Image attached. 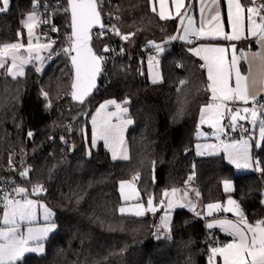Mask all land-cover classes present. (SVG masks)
<instances>
[{
  "label": "trees",
  "instance_id": "trees-1",
  "mask_svg": "<svg viewBox=\"0 0 264 264\" xmlns=\"http://www.w3.org/2000/svg\"><path fill=\"white\" fill-rule=\"evenodd\" d=\"M36 2L10 0L8 11L0 13V43L16 40L22 16L37 11ZM48 10L61 36L60 47L69 33V17L52 4ZM105 10L114 15L122 34L135 35L127 41L120 37L123 54L108 59L85 105L71 98L72 71L63 53L40 72L27 67L16 80L0 72V179L10 156L13 164L25 163L14 173L15 184L29 193L33 185H44L46 191L36 197L53 211L56 225L45 241V252L27 254L18 264H206L210 246L225 243L227 237L208 230L205 220L194 212L176 209L170 237L155 240L159 214L120 215L118 183L139 173L134 183L145 205L151 195L156 206L165 191L188 186L198 189L201 208L233 197L246 219L255 223L264 220V174L238 173L220 155L195 156L199 111L211 102V95L199 59L188 51L189 44L170 39L178 33L177 20H160L147 0H105ZM113 41L110 36L92 37L91 45L100 52ZM149 41L165 49L158 55L162 81L156 84L148 80L144 69L145 59L157 52ZM102 54L107 56V52ZM182 80L186 81L183 86ZM41 89L49 93L50 109L45 108ZM109 98L130 101L127 107L134 123L126 134L128 161L113 160L101 144L90 150L86 147L88 117ZM185 99L184 115L177 116ZM29 131L36 132L32 140L27 138ZM252 155L264 166V147H253ZM24 168L31 171L21 178ZM189 176L193 177L190 182ZM225 180L234 184L230 194L222 190Z\"/></svg>",
  "mask_w": 264,
  "mask_h": 264
},
{
  "label": "snow or ice",
  "instance_id": "snow-or-ice-1",
  "mask_svg": "<svg viewBox=\"0 0 264 264\" xmlns=\"http://www.w3.org/2000/svg\"><path fill=\"white\" fill-rule=\"evenodd\" d=\"M157 0H147L149 7L153 13H157L155 3ZM200 9L201 14L207 11L210 15L208 21L209 27L206 29L203 22L199 27L193 26V19L190 17L187 26L183 27V36L179 39L185 40L192 44L189 37H194L197 41L204 39H225L229 41H239L242 38H254L260 48V51L253 52L251 59L245 55L243 51L237 55L235 44L231 45L232 55L230 60L225 62V52L227 49L211 44H199L188 48V51L194 56L199 57L202 61L200 67L206 70L207 89L210 91V103L201 108V123L210 122L217 132H224L226 127L235 130L240 121L248 122L256 125L259 120V142L256 140L249 143L248 139L234 140L223 144V151L227 154L228 160L235 164L237 168H252L264 174V166L260 161L254 160L250 153L251 147H264V0L257 3V0H248L245 4L242 0H227L228 15L227 23L231 27V33H225L221 24V13L217 8L219 0H210V3L203 4ZM160 5L157 13L160 20H169L179 18L183 24L186 13H182L181 9L185 8V0H171L175 6V15L167 8L168 0H158ZM10 0H0V13H5L9 9ZM38 6V5H36ZM35 7V6H34ZM65 14H70L71 33L67 37L69 45L62 49L63 55L69 57L74 69V80L71 84V98L80 105L89 102L88 98L92 95V91L96 88L97 78L103 74L104 65L107 63V57L102 53L113 51L108 45H104L100 52L94 51L92 41V29L99 26V32L96 39H102L107 35L108 31L120 36L121 39L127 41L135 33L122 34L115 24H105L102 22V13L105 11V0H67V7L63 8ZM214 13V14H213ZM111 18V13H109ZM120 20L119 16L115 17ZM49 21L37 15L34 10L28 14L22 21L23 28L27 30V43H10L0 46V69L5 70V74L13 80L24 75L26 65L39 61L41 64L46 57L41 52L48 51L47 59H50L56 53L53 45L55 41H47L40 43V37L34 35V29L41 24H47ZM52 31H58L54 26ZM246 33V34H245ZM22 33H18V36ZM170 39H177L173 36ZM157 49V56L165 49L154 41H149ZM123 51V49L121 50ZM247 61L246 74L241 71L240 63ZM150 68L158 64L156 57L150 58ZM182 67V65H180ZM255 68V70H253ZM40 67L36 71H41ZM159 73L152 75V83L161 82ZM186 81H181V86ZM179 91V89H178ZM41 95L46 101L45 108L50 109L52 101L49 93L41 89ZM129 100L125 99L122 103L115 100L107 101L101 104L96 114L92 116V138L91 147L96 146L97 140H103L105 147L112 153V159L130 160L128 149L125 143L124 132L127 127L134 123L128 115L129 109L127 105ZM185 99L178 111L177 116H183L185 112ZM109 105H113L115 112H107ZM238 105H243L238 106ZM229 118V124H221L222 119ZM115 118L116 122H113ZM241 127H243L241 125ZM69 130L71 125L68 126ZM28 137L31 138L33 133L29 131ZM61 140L65 144L68 143L64 137ZM215 148V146H208ZM91 153L89 152V155ZM15 155V154H13ZM23 155V151L21 152ZM153 169L155 167V161ZM9 166L15 169L12 156L9 157ZM31 168H24L19 172L21 178L29 176ZM194 175V174H193ZM154 178V177H153ZM189 176V182L192 180ZM139 179V173L132 177L131 181H121V193L123 194L125 186L133 189L135 192L133 181ZM31 183V180H28ZM224 191L231 192L233 186L230 181L223 182ZM46 188L42 184H35L29 193L28 189L18 187L12 183L11 189L6 190L0 187V202L4 204L3 227H0V264H18L19 260L27 252L44 253V241L48 234L55 230L56 225L50 221L53 215L50 208L46 205H40L44 210V219L47 223L41 227L31 226L36 217L37 202L27 199L30 194H39L45 192ZM180 190L173 188L171 192L165 191L163 196L167 199V207L171 208L175 204L179 207H193L189 199L187 204L180 201L189 197V193L184 191L182 195L177 196ZM196 196L200 193L196 191ZM20 196V199H14ZM127 201L130 199L124 196ZM79 199H77V203ZM165 203L164 200L160 202ZM264 203V201H262ZM228 207L223 210L232 212L236 216V220H214L209 223L208 228L219 227L233 237L229 243L221 246H212L209 249L208 264H219L217 257L222 264H264V220L250 223L240 207V204L229 197ZM209 215L212 210L221 209V204L210 203L207 205ZM155 212L156 207L151 196L147 200V205L136 203L132 207H120L119 212L123 216L130 213L133 217H143L146 212ZM26 227V231H22V226ZM110 230H114L109 226ZM160 230V229H158ZM162 230L170 234L171 228L168 220L163 219Z\"/></svg>",
  "mask_w": 264,
  "mask_h": 264
},
{
  "label": "rangeland",
  "instance_id": "rangeland-1",
  "mask_svg": "<svg viewBox=\"0 0 264 264\" xmlns=\"http://www.w3.org/2000/svg\"><path fill=\"white\" fill-rule=\"evenodd\" d=\"M32 12L33 11H29L26 14H24V16H22L21 21H20L21 30H18V32H17L16 40L15 41H12V42L0 43V46H2L4 44H10V43H16V42H21V43H24V44L27 43V39H28V37H27V30L23 28L22 21L26 18V16L28 14H30ZM36 13H37L38 16H40L42 18V15L40 14L39 11H36ZM18 33H22V35L18 36ZM34 35L39 36V26L34 29ZM39 42L40 43H45V41H43L41 38H40V41ZM190 47H193V46H190ZM190 47H188V48H190ZM41 55L44 56V57H46V59L43 61L42 64L39 61H34L33 63H30V64L26 65L25 68H24V71L29 66L35 68V70H36L37 67H40L41 69H43L44 66L46 65V63L48 62L47 57H48L49 53H48V51H43V52H41ZM149 61H150V58H146L145 59V63H144L145 74L147 75L148 80L150 82H152V75H154L155 73H159L160 74V77L162 78V73H161V69H160L159 63L158 64H155L154 67L150 68ZM0 72H1V74L3 76H7L5 74V70L4 69H0ZM161 81H162V79H161ZM67 93H68V91H67ZM67 93L64 94L63 96H61L60 99H63L64 96L67 95ZM110 100H115V99L109 98V99L103 100L94 109V111L91 113V115L88 117V126H89L90 133H89V139H88V141L86 143L87 150H90V148L93 149V147L90 146V142H91V138H92V127H93L92 126V122H91L92 121V116L96 114V112L99 109V107H100L101 104H105L107 101H110ZM115 101H117V100H115ZM117 102L118 103H122V102H119V101H117ZM106 111L107 112H115L116 109H115V107L113 105H109L108 108L106 109ZM128 115H129V112H128ZM227 119H228L227 124H229V122H230L229 121V118L227 117ZM113 122H116L115 121V118H113ZM240 122H244V123H247L248 124V126L251 129V133L250 134H245L244 136H242L239 139H237V138H230V137H228L226 130L224 132H217L216 131V128H214L212 126L211 127V132L208 133L209 135H207L206 140L205 141H202V142L200 141L199 143H197V146H196V149H199L200 152H202L203 155L199 152V150H196L195 156H197V157L198 156H211V155H220V156H222V154H225V156H222V157L225 160H228L227 154L223 151V144L221 143V141H223L224 143H228V142H231V141H234V140L248 139L250 144H252V141L253 140H256L257 142H259V137H255L254 134H253V131L255 129H257L258 132H259V126H260L259 125V120L257 121V124L256 125H252L251 122H250V120L248 122H245V121H240ZM201 124L202 123H201V116H200V118L198 120V126L200 127ZM221 124L225 125L224 119H222ZM129 126L127 127V129L124 132V138H125L126 146H127L126 134H127V130L129 128ZM99 144H101L103 146V148L106 149L109 152L110 157L112 158V153H111V151L107 147H105V144H104V141L103 140H97L96 146L94 148H96ZM208 146H215V148L213 149V148H210ZM127 149H128V146H127ZM252 150H253V147L250 148L251 156H252ZM253 159L256 160L255 158H253ZM116 161H123V160L117 159ZM230 164L232 165V167L238 173H241V172H239V169L244 170L243 172L245 174L246 173H249V172H255L256 171L255 166H253L252 168H243V167L237 168L235 164H233V163H230ZM178 190H180V192H178L177 196L182 195L184 191H187L189 193V197H187L184 200L180 201V203L187 204L188 200L190 199L191 202H192V205H194V208L193 207H189V206L179 207V206H176L175 204L173 205V207L168 208L167 207V199L168 198H165L164 196H162V198L160 200H158L157 205H156V211L154 212V213H158L159 214V218H158V221H157V225H156V227L154 229V233H153L155 240H165V239H168L170 237V234L169 233H167L166 231L162 230L163 219L165 217L167 218L168 223H169V226L171 228V222H172L173 213H174V211L176 209H187V210H190V211L194 212V214H196L200 218L204 219L205 220L206 227H207L208 230H217L220 234H222L223 236H225V237L228 238V240H226V242L223 243V244L229 243V242H231L233 240V237L231 235H229L227 232L223 231L221 228H219V227L208 228L207 225L209 223L214 222V220H224V219H228V220L235 221L236 219L226 217L225 215L220 214V213H219L220 215L218 214L219 216L206 217V216H204L203 213H201L202 208L199 206V202H198L199 196H196L195 195L196 191H198V189L196 187H189L188 186V187H185V188H182V189H178ZM170 192H171V190H170ZM30 193H31V191H30ZM36 195L37 194H30V195L27 196V199H31V200H34V201L37 202V206H36V209H35L36 217H35V220L33 221V223H32L31 226H33V227H41V226L45 225V223H47V222L44 219V210H43L42 207H40V205H46V204L42 200L38 199L36 197ZM162 200H164L165 203L161 204L160 202ZM4 211H5V209L3 207L2 208V211L0 212V227H3L4 226L3 225V213H4ZM51 212L53 213L52 210H51ZM147 214H148V212H147ZM53 216H54V214L50 217V221H52ZM26 227H27V225L22 226V229L21 230L22 231H26ZM158 229H160V230H158ZM54 231L50 232L48 234V237ZM48 237H47V239H48ZM45 241L43 242L44 243V246H45ZM223 244H218V245H215V246H221ZM210 247H212V246H210ZM27 254L42 255L43 253L41 254V253H35V252H27V253L24 254V256L27 255ZM209 255H210V252H209ZM22 258L19 261H21ZM217 261H219V264H222V261L219 260V257H217ZM206 264H208V258H207V263Z\"/></svg>",
  "mask_w": 264,
  "mask_h": 264
},
{
  "label": "crops",
  "instance_id": "crops-1",
  "mask_svg": "<svg viewBox=\"0 0 264 264\" xmlns=\"http://www.w3.org/2000/svg\"><path fill=\"white\" fill-rule=\"evenodd\" d=\"M210 3V0H203V4H208ZM245 4L248 3V0H246L245 2H243ZM185 8H182L181 9V12L182 13H186L187 10L189 9L190 6H192V10H191V15L190 17L193 19V26L194 27H199L200 24L203 22L205 28L207 29L209 27V23L208 21L210 20V15L207 11H205L203 14H201L200 12V9L202 7V2L201 0H185ZM155 7L157 9V13L159 12V8H160V5L158 3V0L157 2L155 3ZM167 8L168 10L173 14L175 15V6L171 3V0H168V4H167ZM217 8L219 9L220 13H221V24H222V27H223V30L225 33H228L230 34L231 33V27L230 25H228L227 23V15H228V4H227V0H219L218 4H217ZM156 13V14H157ZM214 14V13H213ZM158 16V14H157ZM159 17V16H158ZM189 17V18H190ZM177 22H178V33L176 35L177 39L181 42H185L187 43L185 40H181L179 39L180 36H183V27L187 26V21H188V18H185L184 17V21H183V24H181V21L179 18H176ZM246 34V33H245ZM199 44H211V45H215V46H220V47H224L225 49H227V51L225 52V62L227 63L230 58H231V55H232V49H231V45L232 44H235L236 48H237V55H239V53L241 51H243L245 53V55L248 57V59H251V55L253 52H257V51H260V48H259V45L257 43V41L254 39V38H242L241 40L239 41H229V40H225V39H221V38H217V39H204V40H199L197 41V43L195 45H189L190 46H198ZM199 59V57H197ZM200 63H202V61L199 59ZM246 66H247V61H242L240 63V67H241V71L243 74H246ZM253 70H255V68H253ZM204 74H205V77L207 79V74H206V70H204ZM209 91V90H208ZM210 92V91H209ZM211 95V93H210ZM261 99H264V95L261 96ZM206 105V104H205ZM205 105H203L202 107H204ZM201 107V108H202ZM201 108H200V111H199V116H198V120L201 116ZM264 118V117H262ZM227 117L224 118V123L225 125H227ZM244 124L246 126V130L244 132V134L242 136H244L245 134H250L251 133V129L250 127L248 126L247 123H244V122H239L238 124ZM211 127H212V124L210 122H204L201 124V126L199 127L197 125V132H196V135H197V142L195 143V146H194V153H196V150H199V149H196V146H197V143H199L200 141H205L206 140V137L207 135H209L208 133L211 132ZM201 128V129H200ZM225 130L227 131V127L225 128ZM253 134L255 137H259V132L257 129H255L253 131ZM242 136L240 137H235L237 139L241 138ZM198 148V147H197ZM200 152V150H199ZM202 154V152H200ZM203 155V154H202ZM205 155V154H204ZM212 156V155H211ZM222 156H225V154H222ZM253 157V155H252ZM254 158V157H253ZM229 164L231 163L229 160H226ZM231 165V164H230ZM232 166V165H231ZM244 170L242 169H239V172L241 173H244L243 172ZM257 171V170H256ZM255 171V172H256ZM123 181H131V180H123ZM224 182V181H223ZM223 182H222V190L224 193H227V194H230L233 192L234 190V184L232 181L231 184L233 186V189L231 192H225L224 191V186H223ZM133 184H134V188H135V192H133V189L125 186L124 188V191H123V194L121 193V181L118 183V191H119V196H120V200H121V205L119 206L120 207H132L134 206L136 203H143L142 202V196H141V193L139 192V190L137 189L134 181H133ZM170 192V191H168ZM124 196H128L130 197V199H128L127 201L124 199ZM215 203H219L221 204V209L219 210H212L211 211V214L209 215V209L207 208V205H205L204 208H202V211L201 213L204 214V216L206 217H211V216H219L220 214H223L222 213V205L223 203L221 202H215ZM144 204V203H143ZM145 205V204H144ZM119 208H118V213L121 215V213L119 212ZM220 213V214H219ZM147 214V212H146ZM145 214V215H146ZM219 214V215H218ZM144 215V216H145ZM123 216H132L130 213H126L124 214ZM217 231V230H215ZM218 232V231H217ZM219 233V232H218ZM222 235V234H221Z\"/></svg>",
  "mask_w": 264,
  "mask_h": 264
},
{
  "label": "built area",
  "instance_id": "built-area-1",
  "mask_svg": "<svg viewBox=\"0 0 264 264\" xmlns=\"http://www.w3.org/2000/svg\"><path fill=\"white\" fill-rule=\"evenodd\" d=\"M259 2H261V0H257V3H259ZM50 4H52V6L55 8H60L61 14L67 15L69 17V14H65L63 11V8L67 7V0H52L51 2H47L46 0H38V2H36V4H35L38 6H35V9L40 12L43 19H47L49 21V23L41 24L39 26V37L45 42H47L49 40L55 41V44L53 45L55 52L56 53H62V49L69 45V40L67 37L70 35V20H69V25H68L69 33L64 36V43H62V45L60 47H58L61 36L58 34V31H52L51 30L53 26L56 29H57V27L53 21L52 15L50 13H48V11H49L48 9H49ZM191 10H192V6H190L189 9L187 10L185 18L190 17ZM109 13H111V12L106 11V10L102 13V22H104L105 24L111 25V24H114V22H113L114 15L111 13V18H110ZM99 30L94 31L92 37L96 38V34L99 32ZM105 36H110V37H113V39H114V41L109 45V48L112 49L113 51L107 52V56H106L107 61H108V59H113V58L119 56L120 54H123L125 48H124L123 41L120 39V36L115 35L111 31H108L107 35H105ZM189 39H191L193 41L192 44L188 43L189 45H195L197 43V40L194 37L190 36ZM176 40H178V39H176ZM122 49H123V51H121ZM56 56H58V55L53 54L52 57L50 59H48V61H51ZM126 56L128 58L131 57V55L129 53H127ZM151 57H156V59L158 61H160L159 56H157V52H153ZM60 100H62V99H59V101ZM241 125L243 127H241ZM245 130H246V126L244 124L240 123L236 126L235 130H233L230 127H227V135L230 138L240 137L244 134ZM14 165H15L14 170L12 167L7 166V167H4L3 171H2L4 175L1 176L0 187H4L6 190H10L12 183L13 182L15 183V177H14L15 171L17 169L23 167L25 165V163L19 162V163L14 164ZM14 199H20V196H15ZM3 207H4V204L2 202H0V212L2 211ZM209 238H210V245H213V241H212L213 236L211 234L209 235Z\"/></svg>",
  "mask_w": 264,
  "mask_h": 264
},
{
  "label": "water",
  "instance_id": "water-1",
  "mask_svg": "<svg viewBox=\"0 0 264 264\" xmlns=\"http://www.w3.org/2000/svg\"><path fill=\"white\" fill-rule=\"evenodd\" d=\"M69 20H70V23H71V19H70V14H69ZM96 30H99V26L97 25V26H95L93 29H92V35H93V32L94 31H96ZM70 33H71V28H70ZM68 60H69V65H70V68H71V71H72V82H71V84L73 83V80H74V69H73V67H72V63H71V60H70V58L68 57ZM100 77V76H99ZM99 77L97 78V81H96V86H97V82H98V79H99ZM96 89V88H95ZM94 89V90H95ZM72 89H71V87H70V91H71ZM94 90L92 91V93L94 92ZM74 101V100H73ZM76 102V101H75ZM238 106H243V105H238ZM36 134V132L35 133H33V136L30 138L31 140L33 139V137H34V135ZM27 138H29L28 137V135H27ZM151 197L153 198V201H154V197H153V195H151ZM232 199H234L233 197H231ZM228 199H229V197H227L224 201H223V205H222V213H223V215H225L226 217H229V218H234V219H237L236 218V216L232 213V212H226V211H224L223 209L224 208H226V207H228L229 205L227 204V201H228ZM148 200V199H147ZM235 200V199H234ZM146 205H147V201H146ZM145 205V206H146ZM154 206H155V201H154ZM156 207V206H155ZM148 213H151V211H148ZM245 214V213H244ZM246 217V216H245Z\"/></svg>",
  "mask_w": 264,
  "mask_h": 264
}]
</instances>
